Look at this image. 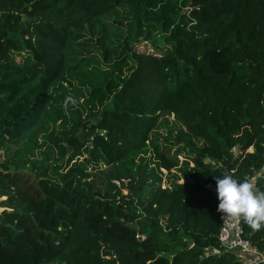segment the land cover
Wrapping results in <instances>:
<instances>
[{
    "label": "trees",
    "instance_id": "16d2710c",
    "mask_svg": "<svg viewBox=\"0 0 264 264\" xmlns=\"http://www.w3.org/2000/svg\"><path fill=\"white\" fill-rule=\"evenodd\" d=\"M142 1L177 16L160 53L76 61L77 30ZM161 115L192 167L149 141ZM0 149V264H243L208 249L215 177L264 192V0H0Z\"/></svg>",
    "mask_w": 264,
    "mask_h": 264
},
{
    "label": "rangeland",
    "instance_id": "374dc122",
    "mask_svg": "<svg viewBox=\"0 0 264 264\" xmlns=\"http://www.w3.org/2000/svg\"><path fill=\"white\" fill-rule=\"evenodd\" d=\"M141 3L142 9L140 11L135 8L137 6L132 5L133 10L128 4H124L113 14L101 18L94 28L90 29L87 25H84L79 30H77L78 28L75 29L77 30L76 33L84 31L82 37H77V34L72 37V43L78 51L75 58L76 61L87 57L85 55L87 51L96 54L99 59H105L102 47L108 48L113 54L118 53L127 45L132 46L137 51L160 53V47L163 45V35L177 20V16H175L173 10L169 9L170 5H168V10L165 11L163 17L155 19L154 16L150 15L151 5L148 4V1H142ZM182 9L183 12H187L188 6H182ZM163 20H165L164 23H162ZM105 60L108 63L110 59ZM163 118V115L159 117V123L149 137V141L156 146L158 152L171 154L179 163L178 167L182 166L183 163L187 165L185 168L192 167L194 163L186 149L182 147L184 144L178 139L179 130H182V134H185L187 129L183 124L175 120L173 115L168 117L167 122H164ZM248 150L251 151L253 148ZM3 158L4 151L0 149V161ZM177 182L182 183L183 179L180 177ZM162 185H167V181L164 180ZM50 264H66V262L63 259H59Z\"/></svg>",
    "mask_w": 264,
    "mask_h": 264
},
{
    "label": "clouds",
    "instance_id": "9594fccd",
    "mask_svg": "<svg viewBox=\"0 0 264 264\" xmlns=\"http://www.w3.org/2000/svg\"><path fill=\"white\" fill-rule=\"evenodd\" d=\"M74 103L71 96L65 99V107ZM218 211L233 217H243L254 229L264 224V192L254 190L252 183L238 181L231 175L215 177Z\"/></svg>",
    "mask_w": 264,
    "mask_h": 264
},
{
    "label": "built area",
    "instance_id": "2783aa9c",
    "mask_svg": "<svg viewBox=\"0 0 264 264\" xmlns=\"http://www.w3.org/2000/svg\"><path fill=\"white\" fill-rule=\"evenodd\" d=\"M251 183L253 185V180ZM243 221V217H233L221 212L217 234L220 247L208 251L215 254L230 252L243 264H264V253L244 236Z\"/></svg>",
    "mask_w": 264,
    "mask_h": 264
}]
</instances>
